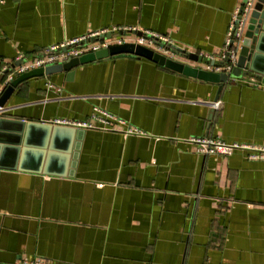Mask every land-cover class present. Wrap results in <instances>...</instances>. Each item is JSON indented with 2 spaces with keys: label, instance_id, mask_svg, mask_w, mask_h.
Here are the masks:
<instances>
[{
  "label": "crops",
  "instance_id": "obj_1",
  "mask_svg": "<svg viewBox=\"0 0 264 264\" xmlns=\"http://www.w3.org/2000/svg\"><path fill=\"white\" fill-rule=\"evenodd\" d=\"M240 2L0 0V69L117 26L222 62ZM242 70L222 85L120 54L21 82L6 117L86 121L108 112L122 121L64 125L75 129L64 159L0 161V264H264V160L237 149L200 154L191 141L264 144V84L244 81L264 83V74Z\"/></svg>",
  "mask_w": 264,
  "mask_h": 264
},
{
  "label": "water",
  "instance_id": "obj_2",
  "mask_svg": "<svg viewBox=\"0 0 264 264\" xmlns=\"http://www.w3.org/2000/svg\"><path fill=\"white\" fill-rule=\"evenodd\" d=\"M137 33L142 34L141 31ZM107 36H110V34H107ZM169 50L175 55L163 54L143 44L127 42L124 44H114L78 57H72V59L60 63L30 69L16 75L0 90V107H6L7 100L15 88L25 80L63 69H70L81 62L120 54L144 56L171 70L200 80L218 82L222 85L239 78L243 73L242 69L246 65H249L250 69L264 74V0L256 1L249 16L244 38L240 45L238 60L232 71L223 70L218 72L207 69L187 62L182 57L187 58V60L200 61L213 66H224L225 61L217 62L215 59H209L203 54L188 50H176L173 44L169 45ZM259 62L263 69L258 70L256 65ZM74 134L75 129L70 126L45 121L9 118L4 114H0V161L7 160L11 163L21 160L20 162H24L25 157L30 153L34 154V160L39 167L46 159L52 156L64 159V151H69L70 149V143L66 144L67 139H72ZM64 141L66 142L65 144Z\"/></svg>",
  "mask_w": 264,
  "mask_h": 264
},
{
  "label": "built area",
  "instance_id": "obj_3",
  "mask_svg": "<svg viewBox=\"0 0 264 264\" xmlns=\"http://www.w3.org/2000/svg\"><path fill=\"white\" fill-rule=\"evenodd\" d=\"M257 0H242L232 13L231 21L228 27L227 36L224 42V48L220 54V60L225 61L224 66L216 65L215 71H232L236 65L240 45L244 38V32L249 19V16L254 8ZM141 31L133 37L134 33ZM110 34V36H107ZM133 42L135 44H143L154 48L156 51L163 54H169V45L173 44L172 40L164 35L153 32L151 30H137L135 27H113L99 30H93L85 34L68 38L58 44H52L40 50L37 54L27 57L21 53L16 58L19 63L16 65L6 64L0 69V90L9 83L16 75L26 72L30 69L45 67L54 63H60L72 57H78L86 53L95 52L102 48H107L114 44H124ZM0 61H3L0 58ZM244 81L255 85L264 84L261 79L250 75ZM8 110L6 107H0V114ZM103 111V110H102ZM119 120L114 115L103 112V115L92 114L91 118L86 121L69 120L66 118H56L51 123L60 125H75L93 127L98 122L111 128L112 120ZM129 132L134 131L133 128L127 129ZM191 141L195 143L193 150L197 153L208 155L212 153H226L229 150L237 149L244 150L247 157L253 160H264V144L252 142H226L221 138L211 137H192ZM35 264H56L54 262H35Z\"/></svg>",
  "mask_w": 264,
  "mask_h": 264
}]
</instances>
